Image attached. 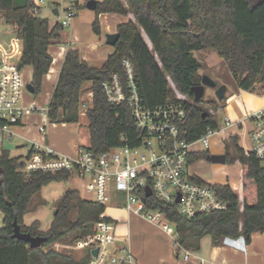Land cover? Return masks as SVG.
Instances as JSON below:
<instances>
[{
	"label": "trees",
	"instance_id": "16d2710c",
	"mask_svg": "<svg viewBox=\"0 0 264 264\" xmlns=\"http://www.w3.org/2000/svg\"><path fill=\"white\" fill-rule=\"evenodd\" d=\"M33 0H0V24L12 27L22 41L20 66L30 67L34 95L42 92L53 58L49 49L61 39L63 27L50 25L46 18L34 15ZM86 6V5H85ZM93 31L101 34V14L133 15L120 24V38L100 68L91 67L76 49L65 56L58 82L48 106V120L53 124H78L82 98L92 92V105L86 112L89 122L90 150L100 155L127 144L139 145L138 131L129 107L108 102L103 84L118 75L126 79L123 60L130 58L136 83L148 107L171 103L187 106V117L179 123L182 137L190 142L198 140L208 128L217 129L218 118L204 107L218 111L216 102L196 104L192 89L201 84L202 64L194 52L210 49L217 52L241 90L264 96V0H102L95 9ZM151 47V48H150ZM168 77L189 102L179 101ZM90 85L89 87H86ZM208 115L205 117L204 113ZM185 132V135L183 134ZM226 164L239 161L243 170V210L239 191L230 185H215L218 195L227 203L222 212L198 215L187 219L175 206L159 202L154 197L148 208L160 209L177 226V242L186 249L198 250L201 240L211 236L219 245L226 237L243 236L249 241L253 234L264 233V166L252 152L239 144L233 136L227 142ZM208 152L196 153L195 163L207 159ZM25 159L13 157L6 149L0 150V264H88L91 249L80 257L55 244L80 245L94 237L104 216L105 205L81 199L74 189H67L61 197L47 231L41 230L37 220L26 225L33 196L53 182H67L68 172L34 173L23 171ZM197 181L202 182L200 178ZM103 217L101 218V216ZM21 232L33 237H44L46 242L36 249L29 243L13 238L14 222Z\"/></svg>",
	"mask_w": 264,
	"mask_h": 264
},
{
	"label": "built area",
	"instance_id": "2783aa9c",
	"mask_svg": "<svg viewBox=\"0 0 264 264\" xmlns=\"http://www.w3.org/2000/svg\"><path fill=\"white\" fill-rule=\"evenodd\" d=\"M44 1L33 0L31 12L34 15L40 16ZM51 1L53 10L58 11L55 15L56 24L63 28L70 26L71 21L78 16L79 8L86 3L85 0ZM11 41V51L4 44H0V150L5 142L17 137L16 128L22 125L25 116L38 109L35 102L24 101V91L29 83H25L20 66L22 41L17 36ZM122 67L126 79L122 80L115 75L103 84V90L112 105L126 104L129 107L131 117L143 135L139 145L131 147L124 144L100 155H96L89 147H79L73 156H68L56 152L49 145L34 142L25 159L23 171L28 174L68 172L85 183V191L93 197L90 201L102 205L109 202V191L113 189L125 196L124 208L127 211L160 226L168 233L169 224L173 223L168 215L160 209L146 206L152 197L166 205L175 206L177 212L187 219L225 211L227 203L218 195L215 185L208 184L190 173L193 155L202 153L193 147L201 143L209 149L210 139L219 133L225 134L228 142L233 136H246L252 148L244 149L252 152L263 163L264 108L238 122H232L225 116L217 129L208 128L198 140L190 142L182 137L179 127V123L187 117V106L182 103L146 106L136 83V71L131 59H124ZM168 81L176 98L181 102H189L177 90L170 77ZM85 94L88 97L85 98ZM85 94L82 107L86 113L92 105L93 93ZM47 112L48 109L43 110L42 115L45 118H48ZM209 113L216 115L213 110ZM39 130L44 133L45 125L40 126ZM197 178L202 182L197 181ZM147 187H150L152 195L143 202ZM177 237L176 226L175 236L171 234L175 248L181 247ZM116 242L113 224L101 221L94 237L78 246L89 247L91 251L98 249L97 256L92 255L88 264H136L129 249L116 248ZM222 243L246 250L243 236L236 239L226 237ZM55 247L65 246L55 244Z\"/></svg>",
	"mask_w": 264,
	"mask_h": 264
},
{
	"label": "crops",
	"instance_id": "0c3cea01",
	"mask_svg": "<svg viewBox=\"0 0 264 264\" xmlns=\"http://www.w3.org/2000/svg\"><path fill=\"white\" fill-rule=\"evenodd\" d=\"M85 1L86 5L89 0ZM96 1L101 2L102 0ZM85 5L81 6L79 8V11L83 8H86ZM52 12H54L53 9ZM95 17L96 16L94 15L90 24L92 31ZM131 18H133V15L130 13L127 16H121L117 14H101L99 16V21L101 24L100 35L88 33L83 34L82 31L85 26L82 24V22H80L77 18H74L71 21L70 26L66 27L70 29L68 37L62 38L61 32L60 41L51 46V48L49 49L53 61L51 64L50 71L44 79L43 88L41 92H44L48 95L49 103L54 92L55 86L58 82L67 51L69 49H76L80 52L81 58L87 61L91 67H102L109 55H111L115 50L113 46L107 45L106 36L108 34L117 33L118 26L127 22ZM49 22L51 26H54L56 24V20H49ZM103 32L106 33L104 39L102 36ZM8 39L5 38L4 40L8 41ZM31 82L32 76L30 83ZM89 86L90 85H87L86 87ZM256 96L260 95L247 91L240 93V103L238 104V107H235V109H233L231 112V116L232 119H234V122H238L245 119L248 115H250V113H252L250 112L252 109H254L253 111L255 112L264 108V104H262L261 102L258 103V106L253 108V106L255 105V101L257 102ZM84 97L86 98L88 96L85 94ZM33 102H35L38 107L37 111L33 113H28L25 116L22 125L16 128L17 138L23 141L21 146L25 147L29 145L28 153L32 143L34 142L49 145L56 152L68 156H73L79 147L90 146L89 122V135L87 139L79 138V136L76 134H72V137L70 136L68 139L63 141L56 139V136H54V138L52 139H49V129L56 128L57 125H62L67 128L69 124L50 123L48 118H45L42 115L43 110L48 109L49 103L46 108L41 109V105H38L36 101ZM82 118L87 119V116L85 112L81 111L79 123L82 122ZM42 125H45V135L39 130L40 126ZM240 138L241 137H239V144ZM236 163L240 164L239 161H237ZM242 172L243 170L241 167L242 183L239 189V197L242 201L241 211L243 210ZM120 196H122L121 200H119L117 204L122 202L124 207L125 196ZM106 218H108L113 224L114 234H116L117 231L120 232L118 236L115 235L117 237V242L115 244L116 248H128L134 257L136 264H264V233L253 234L249 241H246L245 239V251L233 246L225 245L222 242L219 245H214L211 236H206L201 240L200 247L198 250H191L183 247L175 248L170 233L165 232L160 226L152 224L149 221L143 219L142 217L137 216L129 211L125 213V211L122 210L112 209L111 213L109 214V217ZM63 248L75 251L77 257H80L84 250L89 249L87 247H79L78 245H67Z\"/></svg>",
	"mask_w": 264,
	"mask_h": 264
},
{
	"label": "rangeland",
	"instance_id": "374dc122",
	"mask_svg": "<svg viewBox=\"0 0 264 264\" xmlns=\"http://www.w3.org/2000/svg\"><path fill=\"white\" fill-rule=\"evenodd\" d=\"M53 4L51 0H45L42 13L40 15L41 18L49 19L50 21H55L56 16L52 12ZM63 12L61 11V14ZM94 12L88 10L87 8H83L79 11V15L76 17L82 24L85 26L83 29V34H94L91 30V20L94 17ZM133 19V18H131ZM70 32L69 28H63L62 38H67ZM103 39L106 36V33L103 32ZM16 35L12 29V27L0 24V44H4L8 49L12 50V41L10 38H15ZM5 38H9L8 41H5ZM5 41V42H4ZM105 43V42H104ZM194 57L200 61L202 64V68L199 71L200 75L209 76L213 81L217 83L218 86L225 85L227 87V92L223 101H219L215 95V90L211 88H206L205 95L203 97V102H216L219 106L218 111L216 112V117L218 118L220 124H222V119L227 116L234 122L232 119L231 112L235 107H238L240 103V93L245 92L237 87L235 80L229 71L225 61L222 58L217 56V53L210 49H205L201 51L194 52ZM22 73L24 76L25 83H30L32 70L30 67L22 68ZM257 102L255 101L256 107L258 103L261 102L264 104V96H256ZM24 101L26 103L36 101L38 105H41V109L46 108L49 103V97L47 94L40 93L38 96L30 93L26 88L24 91ZM208 112L213 110L210 106L204 107ZM252 109L250 112L254 113ZM83 111V107L81 108ZM214 111V110H213ZM250 113V114H252ZM72 134H76L79 138H88V120L86 118H82V122L74 125H69L65 128L62 125H57L56 128H51L48 131V138L52 139L56 136V139L61 141L68 139ZM45 135V133H44ZM72 137V136H71ZM228 140L226 139V135L223 133L216 134L210 139V147L209 149L205 148L201 143L196 144L193 149L199 152H208L209 155H223L227 152V149H230L228 145ZM23 143L22 140L17 137L12 141L5 142L1 149H6L10 152L13 157H21L22 159H26L28 155V146H21ZM240 146L246 149H251L252 145L249 142L246 136H242L240 138ZM235 161L234 164H217L212 163L207 159H200L192 164L190 167V173L197 175L205 182L211 185H230L233 188H236L238 191L241 187V167L242 165L237 164ZM264 166V162L262 163ZM74 189L79 193V197L84 200H92L93 197L91 194H88L85 191V183L78 178L77 176H73L67 182H53L47 186H45L39 193L33 196L29 212L25 215L26 224H32L34 221H39L41 223V230L47 231L50 228V225L54 218V213L56 212L61 197L64 194L66 189ZM120 193L115 192L113 189L109 191V202L105 204V212L104 216L109 217L112 209L122 210L127 213L126 209L123 207V203L118 201L121 200ZM241 196V195H240ZM244 198V194H242ZM111 201V202H110ZM241 201V199H240ZM242 203V201H241ZM113 204V205H111ZM117 205V206H115ZM3 224V214L0 211V226ZM170 233L175 236L176 234V225L174 223H170ZM120 234L119 231L115 234L118 236ZM65 245V244H64ZM76 245V244H75ZM67 245H65L66 247ZM89 248V247H88ZM66 249V248H61ZM90 249V248H89Z\"/></svg>",
	"mask_w": 264,
	"mask_h": 264
},
{
	"label": "water",
	"instance_id": "95a60500",
	"mask_svg": "<svg viewBox=\"0 0 264 264\" xmlns=\"http://www.w3.org/2000/svg\"><path fill=\"white\" fill-rule=\"evenodd\" d=\"M98 2L96 0H89L86 4V8L95 11L97 7ZM54 15L58 14L57 10H54L53 12ZM120 38L119 33H113V34H108L106 36V43L107 45L110 46H115ZM206 88H211L215 90V95L219 101H223L227 92V87L225 85L218 86L215 81H213L209 76H202V81L201 84L198 86H195L192 89L193 95H194V102L196 104L200 103L201 100L203 99ZM27 89L30 93L34 94L35 90L33 88V85L29 83L27 85ZM208 115L207 112L204 113V116L206 117ZM207 160L211 161L212 163H217V164H226V154L223 155H210ZM152 195V191L150 187L146 188V197L143 198V202H146L147 197H150ZM14 235L13 238H16L21 241H25L29 243L31 249H36L40 248L45 242L46 238L44 237H33L32 235L28 233H23L21 232L20 226L18 225L17 221L15 220L14 224ZM98 254V249H94L92 251L93 256H97Z\"/></svg>",
	"mask_w": 264,
	"mask_h": 264
}]
</instances>
